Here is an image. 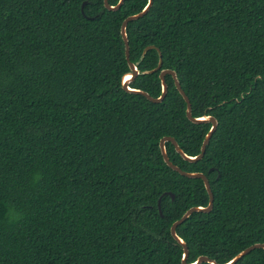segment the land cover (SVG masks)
<instances>
[{"label": "trees", "instance_id": "16d2710c", "mask_svg": "<svg viewBox=\"0 0 264 264\" xmlns=\"http://www.w3.org/2000/svg\"><path fill=\"white\" fill-rule=\"evenodd\" d=\"M146 3L0 0V264H181L170 226L208 194L158 143L196 155L210 123L187 119L169 74L159 103L122 88L120 25ZM125 30L130 87L156 97L172 69L191 114L217 120L196 162L165 142L213 193L176 227L187 262L264 243V0H153ZM234 264H264V249Z\"/></svg>", "mask_w": 264, "mask_h": 264}, {"label": "water", "instance_id": "95a60500", "mask_svg": "<svg viewBox=\"0 0 264 264\" xmlns=\"http://www.w3.org/2000/svg\"><path fill=\"white\" fill-rule=\"evenodd\" d=\"M152 1L153 0H147V3L145 4V6L143 7V9L141 11L127 16L126 18L123 19V21L120 25V35H121L122 40L124 42L125 59L127 61L128 67H129V70L126 73H124L121 77V85H122V88L128 92L141 94L146 99H148L149 101H151L153 103H159L164 99V97L167 93V84L165 81V75L169 74L172 77V80L174 82L176 89L178 90L179 94L182 96L183 100L185 101V104H186L185 115H186L187 119L189 121H191L193 123H197V124L210 123V127H209L207 133L204 135V138H203L202 143L200 145L199 153L196 155H187L185 152H183V150L179 147L178 143L176 142V140L172 136H162L159 139L158 144H159V149H160V153L162 155L163 161L166 163V165L169 166L174 171L178 172L182 176H186L189 178H200V179H202L204 187H205L206 192L208 194L207 205H205V206H192V207L188 208L180 216V218L175 220L170 226L171 236L182 247V255H181V260H180L181 264H201L202 262H207L209 264H220V263H217L214 259L209 258L206 255H199L193 262H189V263L187 262V256H188L189 250H188V247H187L185 241L176 233V227L179 224H181L193 212H208V211H210L212 206H213V193L211 191L208 179L204 173H202L201 171H185V170H182L179 166L173 164L169 160L167 153H166V148H165V142H170L173 145L175 151L185 161L196 162V161L200 160L202 158L204 152H205L206 145L209 142V139H210L212 133L216 129V126H217L216 118L212 115H201V116L196 117V116H193L191 114V104H190L189 98L187 97V95L185 94L183 89L181 88L180 82L177 79L176 72L172 69H169V68L160 69L161 63H162L160 51H158L159 59H158L157 65L153 69L147 71V72H154V71H157L160 69L159 74H158V77L160 79V84H161L160 94L158 96L154 97V96H151L146 91H143V90L138 89V88H132L128 85L139 74V70L137 69L136 65L132 61H130V59H129V44H128V39L126 36L125 28H126V25L129 21L138 19L139 17H141L145 13H147V11L149 10V8L152 4ZM123 2H124V0H118L114 5H111L108 3V0H103V4H104L105 8H107L108 10H112V11L119 9ZM85 3H86V1H83L81 7H83V5ZM150 48H154V45L146 46L143 49V53H145ZM163 194H165V193H163ZM168 194L171 195V198H173L172 193H168ZM157 207H158L159 213L162 214L161 208H160V197L157 200ZM255 248H263L264 249V243H253V244L247 246L246 248H244L243 250L239 251L230 260H228L227 262L222 263V264H234L240 258H242L245 254H247L249 251H251Z\"/></svg>", "mask_w": 264, "mask_h": 264}]
</instances>
